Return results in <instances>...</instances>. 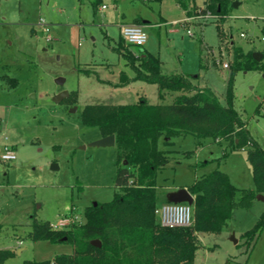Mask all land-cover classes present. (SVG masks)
Wrapping results in <instances>:
<instances>
[{
    "label": "rangeland",
    "instance_id": "374dc122",
    "mask_svg": "<svg viewBox=\"0 0 264 264\" xmlns=\"http://www.w3.org/2000/svg\"><path fill=\"white\" fill-rule=\"evenodd\" d=\"M95 1L0 0V19L11 23L3 29L8 37L0 46V75L5 76L0 80V156L5 147L15 155L11 162L0 161V249L14 252L7 264L71 255L69 243L31 241L32 225L47 222L52 227L62 218L72 220L67 226L83 223L86 207L108 203L118 191L113 184L116 149L90 146L102 136L98 129L83 126L81 111L96 103L160 101L153 84L119 86L122 72L130 78L133 73L114 47L134 59L136 51L157 57L163 74L190 77L199 88H209L221 105L233 48L243 53L264 50V0H232L239 5H232L226 15L209 20L192 16L190 21L177 0H99L94 9ZM202 2L191 0L188 8L201 7ZM40 20L50 28L37 38L30 35L31 28L21 26ZM132 21L146 23L142 47L125 44L115 28ZM15 31L21 33L22 43L14 39ZM46 36L49 41H44ZM225 63L228 68H223ZM58 77L65 79L62 86L54 83ZM8 78L16 80V88ZM60 91L69 97L55 104L52 97ZM232 91L234 109L264 151V110L255 113L264 97V71H237ZM172 97L167 95L163 104ZM225 147L208 140L198 144L191 136L172 138L169 144L160 140L158 148L168 157L155 179L160 199L213 170L226 174L239 190L236 200L241 191L253 189L246 151L227 150L224 155ZM263 211L264 204L255 198L247 207H236L219 234L199 236L201 247L193 264H264V229L250 249L241 239Z\"/></svg>",
    "mask_w": 264,
    "mask_h": 264
},
{
    "label": "trees",
    "instance_id": "16d2710c",
    "mask_svg": "<svg viewBox=\"0 0 264 264\" xmlns=\"http://www.w3.org/2000/svg\"><path fill=\"white\" fill-rule=\"evenodd\" d=\"M190 1L177 0L188 17L199 10L215 19L226 15L233 5L232 0H203L201 7L191 9ZM98 4L96 0L93 8ZM216 28L221 39L219 24ZM261 34L264 38V24ZM113 50L133 73L130 78L122 72L119 86L134 81L153 84L160 103L150 105L141 98L133 104L96 103L83 107V126L98 129L102 137L114 136L113 184L118 191L110 202L86 207L83 223L61 229H54L47 222L33 224L28 233L31 241L69 243L72 254L58 255L42 263L21 264H193L201 247L200 235L219 234L232 219L236 207H247L255 195H264V151L251 139L246 122L234 109L232 91L237 71H264V50L259 52L261 60L255 61L253 51L243 53L240 48H233L224 105L209 88H199L190 77L163 74L160 60L149 53L136 51L134 59L120 46ZM8 80L14 83L11 87L16 86L15 79ZM167 95H173L171 102L163 104ZM261 108L264 110V97L255 113ZM184 136L193 137L198 144L203 140L217 145L225 143L224 155L227 150L246 151L254 188L241 191L236 200L239 190L226 174L213 170L187 187L193 197L192 225L164 228L154 211L166 199H160L155 179L157 172L168 164V157L158 143L161 140L169 144L172 138ZM263 229L264 211L254 226L241 235L246 249H250ZM93 240H98L100 247L92 246ZM13 256V251L1 249L0 264H7Z\"/></svg>",
    "mask_w": 264,
    "mask_h": 264
},
{
    "label": "built area",
    "instance_id": "2783aa9c",
    "mask_svg": "<svg viewBox=\"0 0 264 264\" xmlns=\"http://www.w3.org/2000/svg\"><path fill=\"white\" fill-rule=\"evenodd\" d=\"M104 8L105 6H102V9ZM192 16H195L196 19H212L208 12L201 14L199 10H197L196 14ZM192 16L188 17L186 21L192 20ZM37 26L40 28L42 33L47 34L48 24H46L43 20H40L37 23ZM117 27L119 35L125 44L133 47L144 46L146 42V34L143 31V27L141 25L120 24ZM186 32L187 34L191 35L189 30ZM240 36L243 37V34ZM49 40L50 39L46 36L45 41ZM261 40L264 41V38L262 37ZM222 66L223 68H228L226 63ZM13 160H15L14 153L5 147L3 154L0 156V161L11 162ZM154 213L160 226L164 228H185L191 226L193 223V207L192 205H188L186 203L173 204L166 202L159 205L155 209ZM71 221L72 220L69 218H62L51 226L54 229H61L70 224Z\"/></svg>",
    "mask_w": 264,
    "mask_h": 264
},
{
    "label": "water",
    "instance_id": "95a60500",
    "mask_svg": "<svg viewBox=\"0 0 264 264\" xmlns=\"http://www.w3.org/2000/svg\"><path fill=\"white\" fill-rule=\"evenodd\" d=\"M239 3L233 2V7H238ZM252 58L255 61H260L262 58V55L260 53H253ZM65 82V79L62 77H58L54 80V83L58 86H62ZM69 97V93L67 91H60L56 95L52 97V102L55 104H59L64 99ZM91 147H111L114 146V136L110 135L107 137H102L101 139L93 142L90 144ZM166 202L173 203V204H180V203H186L188 205L193 204V197L190 195L187 189L185 188H179L176 191L169 192L166 194ZM255 199L262 202L264 204V195L257 194L255 195ZM96 203H93V206H95ZM91 245L94 247H100V242L98 240L91 241Z\"/></svg>",
    "mask_w": 264,
    "mask_h": 264
},
{
    "label": "crops",
    "instance_id": "0c3cea01",
    "mask_svg": "<svg viewBox=\"0 0 264 264\" xmlns=\"http://www.w3.org/2000/svg\"><path fill=\"white\" fill-rule=\"evenodd\" d=\"M178 5V4H177ZM102 6H104V5H101L100 6V10H105V8L104 9H102ZM185 16L188 18V16L186 15V12H185ZM135 21H137V20H135ZM135 21H132V22H129V23H119V24H115V28L117 29V32H118V35H119V31H118V25H120V24H134V22ZM142 25V27L144 28L146 25V23L145 22H140ZM11 24V23H10ZM10 24L9 23H7V22H4V20H1L0 19V46L3 44V42L4 43H6V37L5 36H7L8 37V35H5L4 34V32H3V29H5V27H7V26H10ZM50 24H48V28H50V26H49ZM79 24H76V26H77V28L79 29L80 27L78 26ZM91 25H93V24H91ZM134 25H138V24H134ZM12 26H15L16 27V25H12ZM17 26H19V25H17ZM21 26H28L29 28H31L30 30H29V33H30V35L31 36H35L36 38L38 37V35H39V33L41 32V30H40V28L37 26V25H21ZM100 26H102L103 27V25H100ZM35 28H37V30H35ZM42 33V32H41ZM4 34V35H3ZM43 35H44V33H42ZM13 37H14V39L17 41V42H20V43H22L23 42V40H22V37H21V33H18L17 31H15V32H13ZM34 37V38H35ZM2 40H3V42H2ZM45 41V40H44ZM8 45H12V41H10L9 40V42H8ZM45 51V50H44ZM3 77H5V76H2V75H0V80H3L4 78ZM9 79V78H8ZM13 79V78H12ZM14 88H16V86L14 87ZM4 112V109L2 108V107H0V112ZM249 136L251 137V135L249 134ZM251 139H253L252 137H251ZM254 140V139H253ZM256 141V140H255ZM182 188H185V189H187V187H182ZM179 189V188H178ZM173 191H176V190H173ZM173 191H171V192H173ZM258 201V200H257ZM258 202H260V201H258ZM262 203V202H261ZM263 204V203H262ZM19 244H20V242H19ZM1 250V249H0ZM18 252H21V249H18Z\"/></svg>",
    "mask_w": 264,
    "mask_h": 264
}]
</instances>
